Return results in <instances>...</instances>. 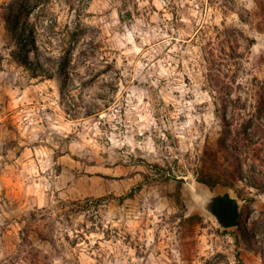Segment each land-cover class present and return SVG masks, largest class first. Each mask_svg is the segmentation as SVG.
<instances>
[{
	"label": "rangeland",
	"instance_id": "rangeland-1",
	"mask_svg": "<svg viewBox=\"0 0 264 264\" xmlns=\"http://www.w3.org/2000/svg\"><path fill=\"white\" fill-rule=\"evenodd\" d=\"M19 1L0 0V264H264V189L234 180L245 215L230 231L189 195L214 190L203 171L233 170L220 92L256 103L264 0H23L37 55L8 27ZM226 113L235 131L258 122ZM246 150L264 181V144Z\"/></svg>",
	"mask_w": 264,
	"mask_h": 264
},
{
	"label": "trees",
	"instance_id": "trees-1",
	"mask_svg": "<svg viewBox=\"0 0 264 264\" xmlns=\"http://www.w3.org/2000/svg\"><path fill=\"white\" fill-rule=\"evenodd\" d=\"M23 0H20L17 3V10L12 12L11 14H7L8 22H9V29L12 31L14 37L17 39L18 44L20 46H26L29 43H32L33 52L38 54L39 45L36 42V27L37 23L32 19V8H26L24 4H22ZM130 14L131 12L128 11ZM249 46L253 45L256 42L255 38H248ZM230 52L227 53L230 59L234 61H238L239 58H243L244 54L240 53L238 49L235 47L234 44H229ZM224 51H226L224 49ZM20 60H23L25 64L29 65L32 64L31 59L27 57H21L18 55ZM216 64L217 61L215 60ZM37 64H40L37 61ZM70 64V60L67 56H63L62 60L60 61V70L59 72L62 73L66 71V68ZM41 67V66H40ZM34 68V67H33ZM35 69V68H34ZM37 69V68H36ZM42 75L47 76L49 78L54 76V73L50 72L42 68ZM257 80L254 81V84L257 85ZM260 85V84H259ZM216 90L221 91L220 84H214ZM260 90L258 91V97L256 103L253 104L252 108H248V104L245 101V98L241 91H236L233 88H230L228 91H224L221 97L222 108L225 114L223 115V131L221 136L218 138V148L223 153V155L227 159H231L233 170L232 172L229 170L224 171L223 173H217L215 171H203V174L198 176V180L202 183L209 185L212 188H215L219 184H223L226 186L234 187L236 178L242 179L244 177V160L243 156L247 153L246 149L252 148V146L256 144H264V85H260ZM235 94V96H233ZM153 104L156 110V117L158 120L161 121L162 118V110H164L166 104L164 99L157 94V91L153 93ZM258 110V122H254V120L249 119L248 122L242 127V129L235 131L232 128V122L227 118V110ZM158 166V164H157ZM161 167V166H159ZM163 169V177L166 180L169 179H178L179 174H177L176 170L173 169ZM251 172L255 173V176L249 179L246 183L257 188L264 189V181L257 179L256 177V170L255 167L250 168ZM250 174V173H249ZM258 175V174H257ZM245 215V210L243 209L242 217L240 220V224L238 227L241 226L242 220ZM233 229V228H231ZM231 229H227L225 231H230Z\"/></svg>",
	"mask_w": 264,
	"mask_h": 264
},
{
	"label": "water",
	"instance_id": "water-1",
	"mask_svg": "<svg viewBox=\"0 0 264 264\" xmlns=\"http://www.w3.org/2000/svg\"><path fill=\"white\" fill-rule=\"evenodd\" d=\"M189 195L191 205L210 216L221 229L239 226L243 200L232 187L219 184L214 190L191 191Z\"/></svg>",
	"mask_w": 264,
	"mask_h": 264
},
{
	"label": "built area",
	"instance_id": "built-area-1",
	"mask_svg": "<svg viewBox=\"0 0 264 264\" xmlns=\"http://www.w3.org/2000/svg\"><path fill=\"white\" fill-rule=\"evenodd\" d=\"M260 170H261V169H260L259 167H257V168H256V171H257L256 174H259V173H260ZM248 175H250V174H249L248 170L246 169V170H245V174H244V181H245V182H247V181L250 179V178L248 177ZM257 236H259V234H257Z\"/></svg>",
	"mask_w": 264,
	"mask_h": 264
}]
</instances>
